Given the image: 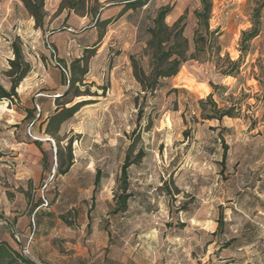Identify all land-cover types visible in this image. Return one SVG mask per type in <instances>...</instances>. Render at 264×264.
I'll use <instances>...</instances> for the list:
<instances>
[{"label": "rangeland", "instance_id": "1", "mask_svg": "<svg viewBox=\"0 0 264 264\" xmlns=\"http://www.w3.org/2000/svg\"><path fill=\"white\" fill-rule=\"evenodd\" d=\"M260 1L212 0L209 25L220 30L221 57H239L241 32L250 28L251 12ZM18 3L0 0V85L9 88L5 72L13 58L11 42L18 37L31 66L26 83L30 79L36 84L38 94L65 93L60 103L66 107L94 101L77 120L67 122L77 130L62 134L61 146L64 138H73L74 166L65 176L54 178V142L41 143L50 165L44 170L42 155L28 136L33 129L10 112L8 102H0V222L11 215L29 218L42 199L48 205L41 208L60 219V225L54 222V246H45L38 258L29 250L33 239L13 229L12 243L18 240L27 250L21 249L22 255L35 264H264V102L259 83L264 78V10L261 32L238 77L222 76L218 67L224 65H216L215 60L187 61L175 77L143 99L128 60L129 55L140 57L142 33L128 35L126 46L110 36L100 57H95L96 49L76 53V46L64 49L65 13L50 16L39 31ZM198 8L199 0H181L178 7L182 14L187 12L184 35L190 50L195 29L192 12ZM176 17L175 13L166 23L172 25ZM88 25L74 28L71 35L81 36L77 42L91 41L83 34ZM130 39H136L133 46ZM82 56L87 73L80 77L81 64L74 66L81 83L68 89L59 71L61 88L44 84H57L56 63L66 67L70 78V66ZM209 83L223 87L214 95L219 106L240 103L239 118L194 121L196 101L212 92ZM18 103L19 99L13 107ZM138 150L144 153L141 160L136 159ZM128 152L129 162L134 163L128 169L132 196L127 211L113 215L120 193L117 178ZM97 170L101 180L92 199ZM220 213L224 234L213 236ZM233 237L245 244L220 248Z\"/></svg>", "mask_w": 264, "mask_h": 264}, {"label": "trees", "instance_id": "2", "mask_svg": "<svg viewBox=\"0 0 264 264\" xmlns=\"http://www.w3.org/2000/svg\"><path fill=\"white\" fill-rule=\"evenodd\" d=\"M21 5L34 22V29L43 31L47 25V14L45 12V3L47 0H16ZM96 1V0H94ZM150 0H131L126 3L124 10H136L145 6ZM88 0H60L58 7V13L63 10L72 12L77 16H83L85 13H89L94 16V9H88ZM212 0H199V8L192 12L195 20V29L193 31V49L190 50L188 39L185 37L184 32L186 29V16L187 12H184L179 16L172 25L166 23V19L172 14L174 9L173 5H167L161 7L155 17L150 21L149 26L143 29L142 37L144 38L143 46L141 47V55L138 59L134 55L128 57L131 75L135 83L139 86L140 92L143 93V99L145 96H152L160 87L163 81L175 77L182 66L187 61L207 62L209 60H215L216 65L222 63L224 66L218 67L220 74L224 77L236 78L240 74V69L243 64L245 56L251 49L252 42L259 36L261 32V16L264 10V0L258 2L253 8L250 16V28L242 31L238 43L239 57L236 60H232L227 54L221 57V48L219 45V39L221 33L219 28L213 30L210 29V19L212 14ZM107 21L99 22L95 21V27H104ZM12 60L8 61V70L5 72V76L8 79L9 88L5 89L0 85V102H8L9 105L16 103L19 99L17 89L21 82L27 77L31 71L30 64L26 61L22 44L18 37H15L11 42ZM93 49H85V52H91ZM143 59L147 60L146 64H143ZM57 69L62 73L65 85L68 89L72 86L81 83V78H76L74 75L75 65L81 64L80 77H83L87 73V61L82 56L72 63L70 69L72 74L68 78L67 69L63 65L56 63ZM257 80V79H256ZM260 86L262 88V100L264 102V78L262 79ZM209 87L212 92L209 93L205 99L196 101V115L194 121H217L222 122L224 118L237 119L240 114V103L233 102L227 103L225 106H219L214 100L215 93L223 88L219 85L209 83ZM175 92V91H174ZM45 95V94H44ZM43 94L40 97H45ZM54 100L56 109L47 118L45 127L43 129V135L46 137V141L54 142V157L55 165L53 178L56 176H65L70 169L74 166L73 158V138H64L67 140L64 146H61L62 142V126L72 120L74 115L85 106L92 104L94 101H81L72 104L70 107H66V104L60 103L61 99L67 96L62 95H50ZM17 105V104H16ZM38 108V110H37ZM40 116V109L37 104H34L33 110L26 111V116L21 121L27 124L29 130L38 121ZM141 113H138L139 119ZM149 126V125H148ZM147 126V128H149ZM41 132V127L39 128ZM31 133V132H30ZM33 136V134H31ZM34 137V136H33ZM42 142L33 140L32 144L40 151L42 155V167L44 170L49 168L47 161V154L41 149ZM125 157V161L120 167L119 176L117 178L118 188L120 193L115 197V207L112 210L113 215L118 213H125L127 211V202L131 198V194L128 192V169L131 166L129 162L130 154ZM225 152L222 154V165L225 160ZM144 158L142 150H138L136 159L141 160ZM101 180V172L97 170L93 177V189L92 199L99 189ZM43 203V202H42ZM42 203L38 205L42 207ZM48 205V203H47ZM36 208V207H35ZM36 214V211L35 213ZM217 228L213 233V236L223 235L225 230V222L222 213L216 221ZM67 226H70L67 224ZM240 237H233L224 241L221 245V249H228L234 243L235 248L242 247L245 243H239ZM247 243L249 241H246ZM15 248H11L5 241H0V264H35L29 259L24 257L21 253L23 245L14 241Z\"/></svg>", "mask_w": 264, "mask_h": 264}, {"label": "crops", "instance_id": "3", "mask_svg": "<svg viewBox=\"0 0 264 264\" xmlns=\"http://www.w3.org/2000/svg\"><path fill=\"white\" fill-rule=\"evenodd\" d=\"M130 1L131 0H88L87 8L94 9V16L90 15L89 13H85L83 16H77L72 12H67L66 10L58 13L59 15L65 13V17L67 18L66 27L63 28L64 32H62V34L66 35L64 49L76 46L77 53L79 51L82 52L85 49H90L88 47L90 45L91 49H96L95 57H100L103 54L106 42L108 41L110 36L113 35L114 38H120V43H124L123 46H126L128 35L131 36L132 34H134V36H136L137 32L141 34L143 28L145 29L149 26L150 21L155 17L156 11L160 7H164L167 5L174 6L172 14L166 19V21L171 18V16L175 15V13L177 19L182 15V11L186 9V7H184L182 11L178 9L179 5L181 4V0H163L160 5H155L158 0H150L145 6L139 9L124 10L126 3ZM18 4L20 5V3ZM59 4L60 0L46 1L45 12L47 14V24L49 22L48 20L50 19V16L57 13ZM27 19L30 25L34 27L33 20L28 16ZM96 20H98L99 22L107 21V24L104 27H95L94 23ZM83 24H89L86 28L88 29V31H85L83 33L87 40H91L89 44L77 42V40L81 38V36L71 35V33L75 32L74 28L82 26ZM88 37H90V39H88ZM130 42H132L133 46V44H135L136 42V39H134V41L130 39ZM118 52H120V57L123 56V48H120ZM66 55L68 56V54ZM54 71L58 73L57 84L51 85V83L47 82H44V84L48 86V88H54L57 90L58 88H61V76L58 69H55ZM28 80L30 81V79ZM26 81L27 79L25 78L19 85L17 89L19 103L15 107H13V105H10V112H12L19 121H22L26 116V111L33 110L34 104H37L40 109V116L38 121L32 127L33 136L37 138L38 141H46L47 139L43 135V129L45 127L47 118L56 109L55 102L50 97H47L49 96L47 94H43L45 97H40V95L42 94H38V89H36L37 85L31 84V81H28V83H26ZM42 83L43 81H41L39 84ZM44 86L41 87L42 90L43 88H46ZM82 109H80L74 115L72 120H77L80 117ZM11 117L14 118L13 116ZM39 126L41 127V132H39ZM76 130L77 128L75 125H71L68 123H65L61 128L62 134L76 132ZM31 145L34 146L33 144ZM87 150L89 151L90 148ZM73 151H75V149ZM92 189L93 188L91 187L90 191H92ZM76 194H81L80 190H77ZM60 197L61 195L58 197V200L60 199ZM75 205L76 203L70 205L68 208L70 209ZM35 211L36 214H34ZM14 216L15 215H11V219L3 218L5 220L4 223L0 222V241H5L11 248H15V245L12 243L11 236L14 234L13 229H19L20 232H23V237H30L31 239H33L29 250L31 253L35 254L37 258L39 256V252H43L46 250L45 246H54L55 236L53 227L54 222L56 223V226L60 225V219L58 218V215H56L55 219L50 209H42L36 206V208H34L33 214L29 218H26L25 216L16 218Z\"/></svg>", "mask_w": 264, "mask_h": 264}, {"label": "built area", "instance_id": "4", "mask_svg": "<svg viewBox=\"0 0 264 264\" xmlns=\"http://www.w3.org/2000/svg\"><path fill=\"white\" fill-rule=\"evenodd\" d=\"M56 65H57V64H56ZM37 110H38V108H37ZM28 136H30L33 140H37V138L33 137L29 131H28ZM42 202H43V203H42V206H47V201H45L44 199H42ZM16 240H17V239H16ZM16 242L19 243L18 240H17ZM21 249H22L23 253H24L25 251H27L24 247H22Z\"/></svg>", "mask_w": 264, "mask_h": 264}, {"label": "bare ground", "instance_id": "5", "mask_svg": "<svg viewBox=\"0 0 264 264\" xmlns=\"http://www.w3.org/2000/svg\"><path fill=\"white\" fill-rule=\"evenodd\" d=\"M188 86V85H187ZM199 88V87H198Z\"/></svg>", "mask_w": 264, "mask_h": 264}]
</instances>
